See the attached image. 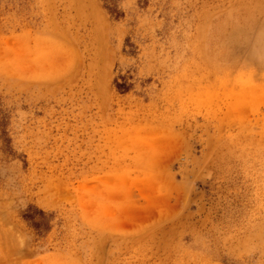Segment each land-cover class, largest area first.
I'll return each mask as SVG.
<instances>
[{
  "label": "rangeland",
  "instance_id": "rangeland-1",
  "mask_svg": "<svg viewBox=\"0 0 264 264\" xmlns=\"http://www.w3.org/2000/svg\"><path fill=\"white\" fill-rule=\"evenodd\" d=\"M262 40L264 0H0V264H264Z\"/></svg>",
  "mask_w": 264,
  "mask_h": 264
},
{
  "label": "trees",
  "instance_id": "trees-1",
  "mask_svg": "<svg viewBox=\"0 0 264 264\" xmlns=\"http://www.w3.org/2000/svg\"><path fill=\"white\" fill-rule=\"evenodd\" d=\"M118 87H119V88H124V86H123V85H121V84H118Z\"/></svg>",
  "mask_w": 264,
  "mask_h": 264
},
{
  "label": "bare ground",
  "instance_id": "bare-ground-1",
  "mask_svg": "<svg viewBox=\"0 0 264 264\" xmlns=\"http://www.w3.org/2000/svg\"><path fill=\"white\" fill-rule=\"evenodd\" d=\"M263 36V35H262ZM262 39H263V37H262ZM262 42H264V40H262Z\"/></svg>",
  "mask_w": 264,
  "mask_h": 264
}]
</instances>
